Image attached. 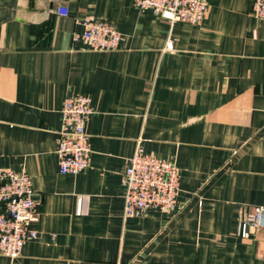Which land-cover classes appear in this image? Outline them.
I'll use <instances>...</instances> for the list:
<instances>
[{
  "label": "crops",
  "instance_id": "0c3cea01",
  "mask_svg": "<svg viewBox=\"0 0 264 264\" xmlns=\"http://www.w3.org/2000/svg\"><path fill=\"white\" fill-rule=\"evenodd\" d=\"M251 5L208 0L190 24L134 0H0V168L30 175L38 209L36 236L0 264H264V230L237 234L241 210L264 206V21ZM83 19L110 22L118 48L73 40ZM72 95L91 99V154L62 174ZM138 138L176 164L180 189L172 211L124 218Z\"/></svg>",
  "mask_w": 264,
  "mask_h": 264
},
{
  "label": "built area",
  "instance_id": "2783aa9c",
  "mask_svg": "<svg viewBox=\"0 0 264 264\" xmlns=\"http://www.w3.org/2000/svg\"><path fill=\"white\" fill-rule=\"evenodd\" d=\"M139 9H149L170 22L200 23L207 11L208 0H134ZM56 11L67 15L68 8L58 5ZM252 15L264 21V0H252ZM80 32L73 40L95 51L118 48L121 33L108 21L83 19ZM167 49H172L167 40ZM91 113L89 96L67 97L61 109L58 130L57 160L62 174H77L89 163L91 145L85 131V122ZM123 217L140 215L147 209L172 211L177 203L180 176L176 164L146 153L142 139L138 138L133 154L123 171ZM30 175L25 171L0 168V255L17 257L23 245L36 236L32 224L38 219L37 204ZM257 229L264 230V206L244 207L239 215L237 234L246 238Z\"/></svg>",
  "mask_w": 264,
  "mask_h": 264
}]
</instances>
